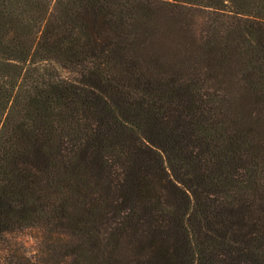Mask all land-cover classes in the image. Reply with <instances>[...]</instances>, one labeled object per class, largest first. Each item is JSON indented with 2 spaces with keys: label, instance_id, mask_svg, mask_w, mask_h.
<instances>
[{
  "label": "trees",
  "instance_id": "16d2710c",
  "mask_svg": "<svg viewBox=\"0 0 264 264\" xmlns=\"http://www.w3.org/2000/svg\"><path fill=\"white\" fill-rule=\"evenodd\" d=\"M16 230L42 264H264V0H0Z\"/></svg>",
  "mask_w": 264,
  "mask_h": 264
},
{
  "label": "rangeland",
  "instance_id": "374dc122",
  "mask_svg": "<svg viewBox=\"0 0 264 264\" xmlns=\"http://www.w3.org/2000/svg\"><path fill=\"white\" fill-rule=\"evenodd\" d=\"M39 237L33 230H16L5 235L0 240V264H42L44 257L38 254Z\"/></svg>",
  "mask_w": 264,
  "mask_h": 264
}]
</instances>
